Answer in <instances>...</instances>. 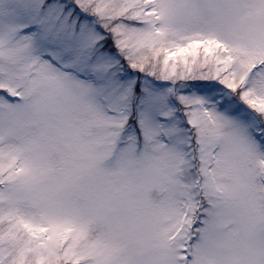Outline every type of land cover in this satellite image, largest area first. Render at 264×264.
Returning <instances> with one entry per match:
<instances>
[{"label":"snow or ice","instance_id":"1","mask_svg":"<svg viewBox=\"0 0 264 264\" xmlns=\"http://www.w3.org/2000/svg\"><path fill=\"white\" fill-rule=\"evenodd\" d=\"M0 264H264V0H0Z\"/></svg>","mask_w":264,"mask_h":264}]
</instances>
